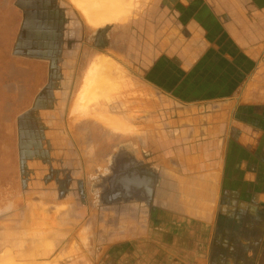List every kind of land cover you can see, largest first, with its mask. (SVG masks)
<instances>
[{
	"label": "rangeland",
	"instance_id": "1",
	"mask_svg": "<svg viewBox=\"0 0 264 264\" xmlns=\"http://www.w3.org/2000/svg\"><path fill=\"white\" fill-rule=\"evenodd\" d=\"M63 1L74 18L71 36L77 51L72 61L68 60L72 75L63 85L61 113L48 112L42 119L48 139L56 138L63 145L73 141L79 155L73 188L63 196L54 192V183L42 188L39 184L23 187L18 117L32 107L36 92L44 84L35 82L38 75L33 76L32 71L22 74V67H17L21 61L12 58L17 27L12 30L10 23L15 19L10 17L17 19L18 15L13 0L0 1L1 260L10 251L16 260L23 256L17 260L20 263L35 251L38 259L30 260L35 258L38 264L85 262L81 258L58 259L57 255L67 248H72L74 257L94 249L90 246L94 240L89 244L88 238L97 239L94 235H100L102 229L87 223L102 215L85 205L99 202L103 187L109 190L110 202L117 203V176L132 166L128 156L118 160L121 146L128 155L137 142L147 145L141 150L148 154L151 144L160 154L161 142L172 153V138L179 139L178 147L185 146L182 140L201 138V126L210 123V118L218 119L215 109L229 101L224 97L240 91L249 81L251 97L242 100V106L257 104L255 122H260L264 113V0H124L128 11L124 19L96 27L81 18L68 0ZM104 54L115 61L117 75L115 71L112 74L118 79L111 74L115 80L111 79L108 93L95 98L88 110L79 108L90 68ZM36 71L41 74V69ZM105 113L120 121L123 128L109 123ZM236 149L235 159L249 157L244 148ZM257 165L256 192L264 188V164ZM234 171L239 178L240 169ZM104 217L109 226L103 229L111 236L134 232L133 227L123 226L125 219L133 221V217H119L117 211ZM185 224L189 226L171 228L180 240L186 233L190 240H196L199 232L207 239L211 235L210 226L203 232ZM146 231L143 226L137 234ZM212 233L207 264L264 263V209L234 205ZM76 235L86 241L79 245ZM96 245L100 249L101 244ZM190 245L192 251L194 244Z\"/></svg>",
	"mask_w": 264,
	"mask_h": 264
},
{
	"label": "crops",
	"instance_id": "2",
	"mask_svg": "<svg viewBox=\"0 0 264 264\" xmlns=\"http://www.w3.org/2000/svg\"><path fill=\"white\" fill-rule=\"evenodd\" d=\"M250 83L224 97L229 101L219 103L220 107L215 109L218 119L210 118V123L201 126L204 127L201 138L194 136L187 142L182 140L186 144L179 147V139L172 138L175 143L172 153L158 142V147L163 150L157 154L150 144L149 155L145 153L147 150H141L147 145L134 143L137 150L129 158L136 165L135 171L124 173H127L124 178L133 180L134 184L123 188L122 181H118L116 204L110 202L109 190L103 187L101 200L85 205L87 210L102 215L101 219L94 216L87 223L91 228L102 229L100 235H94L97 239L88 238L89 244L93 240L95 244L100 243V249L93 244L90 246L94 249L84 250L83 256L74 257L72 248H67L66 252L58 253V259L85 260L69 264H207L213 227L222 215L238 204H246L255 211L264 209V188L256 192L254 186V180L259 177L257 164H264V113L260 114L262 122H255L254 111L259 114L257 104L242 106V100L251 97ZM121 147L119 161L128 156ZM180 147L185 148L180 150ZM196 147H199L198 151ZM239 147L244 148L249 157L235 159L233 154ZM239 169L241 175L238 177L245 186L243 181H236L239 178L234 170L238 172ZM101 176L105 178L103 174ZM122 176L117 178L121 180ZM111 211H117L119 217H133V221L125 219L123 226L133 227L134 232L115 236L106 233L103 228L109 225L104 216H109ZM185 223L203 232L210 226L211 235L207 239L199 232L196 240H190L186 233V238L180 240L178 233L172 234L175 231L171 228H182L188 225ZM143 226L147 229L146 234H137ZM74 239L79 245L86 241L82 235H76ZM191 243L194 244L192 251L189 249Z\"/></svg>",
	"mask_w": 264,
	"mask_h": 264
},
{
	"label": "flooded vegetation",
	"instance_id": "3",
	"mask_svg": "<svg viewBox=\"0 0 264 264\" xmlns=\"http://www.w3.org/2000/svg\"><path fill=\"white\" fill-rule=\"evenodd\" d=\"M13 1L18 16L17 19L10 17L15 19L10 23L12 30L17 27L12 58L21 61L17 67H22V74L29 75L32 71L33 76L36 74L42 78L37 77L35 82L44 84L36 92L32 107L18 117L23 187L30 189L39 184V188H42L54 183V192L63 196L73 188L77 174L74 168H78L79 155L73 141L63 145L56 138L48 139L42 119L48 112L56 115L62 111L63 85L71 81L72 75V70H69L72 64L68 60L74 58L77 51L71 36L74 34V18L63 0ZM6 15L9 16L8 12ZM36 69H41L40 75ZM133 148L128 158L135 155L137 149ZM130 163L129 174L135 171L136 166L131 160ZM125 172L123 170L121 180L118 179L122 181L123 188H127V184H134L133 180L124 178Z\"/></svg>",
	"mask_w": 264,
	"mask_h": 264
},
{
	"label": "bare ground",
	"instance_id": "4",
	"mask_svg": "<svg viewBox=\"0 0 264 264\" xmlns=\"http://www.w3.org/2000/svg\"><path fill=\"white\" fill-rule=\"evenodd\" d=\"M68 1L76 10L80 12L82 16L81 18H83L89 25L94 27L124 19V17H126L128 13V11L126 10V4L124 0H68ZM114 63L111 61V57L104 54L101 55V57L97 60V62L94 63V65L90 68V71L85 80V84L83 86V90L80 94V105L78 104L79 108L81 107L84 110H88L91 102L95 100V98L102 97L107 92V90L110 89L109 88L111 86L110 81L112 83L111 79H113L114 77L115 78L118 77V76H114L115 74H112L113 71L117 69ZM115 73L117 75V71H115ZM111 74L114 77H112ZM104 115L107 114L105 113ZM105 119L109 123L117 126L118 128H123V124L120 121H117L112 117H108V115L105 116ZM36 249L38 252V248ZM10 254L11 253L9 251V255ZM9 255H6L5 259L2 260L0 259V264H38L36 261H34L35 258L34 260H30L31 258L36 257L37 254L35 251L29 255L26 254L27 258L25 257V260L23 259L24 261H21L20 263H18L17 260L19 261V258L23 256H20V254H18L20 257L16 260V258L13 257V254L10 256ZM36 259H38V257H36ZM42 262H43L42 264H50V263H46V261H42Z\"/></svg>",
	"mask_w": 264,
	"mask_h": 264
}]
</instances>
